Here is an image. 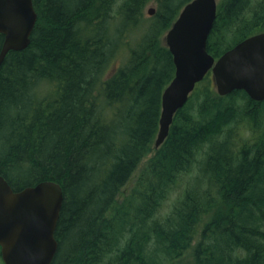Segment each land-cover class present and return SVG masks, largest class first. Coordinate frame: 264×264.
<instances>
[{
    "label": "trees",
    "instance_id": "1",
    "mask_svg": "<svg viewBox=\"0 0 264 264\" xmlns=\"http://www.w3.org/2000/svg\"><path fill=\"white\" fill-rule=\"evenodd\" d=\"M148 1L32 0L30 42L0 65V175L61 186L50 264H264V101L218 96L208 74L155 149L174 75L161 35L191 0L145 18ZM260 32L264 0H222L207 51Z\"/></svg>",
    "mask_w": 264,
    "mask_h": 264
},
{
    "label": "water",
    "instance_id": "2",
    "mask_svg": "<svg viewBox=\"0 0 264 264\" xmlns=\"http://www.w3.org/2000/svg\"><path fill=\"white\" fill-rule=\"evenodd\" d=\"M216 14L217 0H191L165 33L163 43L172 55L174 75L161 94L155 149L167 137L176 112L208 73L218 96L240 90L252 101H264V32L243 39L215 59L207 51V39ZM36 20L32 0H0V65L9 51L28 46ZM62 200L61 186L54 181L14 191L0 175V254L4 264L51 263L57 250L54 232Z\"/></svg>",
    "mask_w": 264,
    "mask_h": 264
},
{
    "label": "rangeland",
    "instance_id": "3",
    "mask_svg": "<svg viewBox=\"0 0 264 264\" xmlns=\"http://www.w3.org/2000/svg\"><path fill=\"white\" fill-rule=\"evenodd\" d=\"M122 1H123V0H116V4H115V6H114L115 10H116L117 6H118ZM221 1H222V0H217V4L219 5ZM156 8H157V1H156V0H149V1L146 3V5L144 6V8H143V16H144L145 18H148V17L150 16V15L148 14V10H150V9L153 10V14H152V15H154V13H155V11H156ZM152 15H151V16H152ZM168 29H169V28H168ZM168 29H166L165 31H163V33H162V35H161V41H162V42H163V38H164V36H165V33H166V31H167ZM119 60H120V59H115V61H114L113 64H112L113 67H115L116 65L119 64ZM211 84H212V87H213L214 90H215L214 84H213V83H211ZM215 93H216V90H215ZM216 94H217V93H216ZM151 156H152V152L149 153L148 155H146V156L141 160V162H140V164L138 165L137 169H136L135 172L133 173L131 180H130L129 183L126 185V187L123 189V192H127V191L130 190V188L132 187L133 183L135 182V180H136L137 177L139 176V174H140V172H141L143 166H144L145 163L148 161V159L151 158ZM190 183H191V182H190ZM192 183L197 184V183H196V178H195V180H194ZM199 184H201L202 187H204V186L206 185V181H205V179H204V180H201ZM197 185H198V184H197ZM122 198H123V196L120 194V195L117 197L118 200L116 199V201H117L118 203H120V201L122 200ZM107 216H108V215H107ZM201 233H202V231H201ZM199 234H200V233H199ZM182 262H184V263H186V264H192V263H193V260H192L191 257H190V258H187L186 261H185V260H182Z\"/></svg>",
    "mask_w": 264,
    "mask_h": 264
},
{
    "label": "bare ground",
    "instance_id": "4",
    "mask_svg": "<svg viewBox=\"0 0 264 264\" xmlns=\"http://www.w3.org/2000/svg\"><path fill=\"white\" fill-rule=\"evenodd\" d=\"M122 54V53H121ZM148 173V172H147ZM150 175H152V174H150ZM143 176V175H142ZM141 176V177H142ZM151 178V177H150ZM151 181V180H150ZM146 184V183H145ZM118 187V186H117ZM143 187V186H142ZM135 189V188H134ZM123 194V193H122ZM133 195V194H132ZM125 200V199H124ZM121 204V203H120ZM120 207V206H119ZM112 210V209H111ZM115 214V213H114ZM148 217V216H147ZM151 219H152V217H151ZM100 220V219H99ZM134 221V220H133ZM148 221V220H147ZM152 221V220H151ZM106 222V221H105ZM130 222V221H129ZM132 222V221H131ZM103 223V222H102ZM144 223H145V221H144ZM151 223V222H150ZM115 224V223H114ZM133 224V223H132ZM145 226V225H144ZM147 227V226H146ZM144 230V229H143ZM140 232H141V230H140ZM144 232V231H143ZM146 232V231H145ZM134 234V233H133ZM130 235V234H129ZM131 239V238H130ZM134 241V240H133ZM136 241V240H135ZM119 247V246H118ZM111 248V247H110ZM122 249V248H121ZM111 251V250H110ZM177 253V252H176ZM114 257V256H113Z\"/></svg>",
    "mask_w": 264,
    "mask_h": 264
},
{
    "label": "flooded vegetation",
    "instance_id": "5",
    "mask_svg": "<svg viewBox=\"0 0 264 264\" xmlns=\"http://www.w3.org/2000/svg\"><path fill=\"white\" fill-rule=\"evenodd\" d=\"M0 264H3L2 260H1V254H0Z\"/></svg>",
    "mask_w": 264,
    "mask_h": 264
}]
</instances>
